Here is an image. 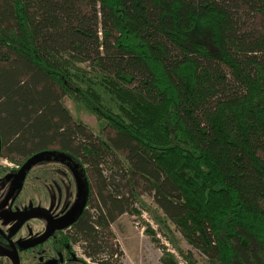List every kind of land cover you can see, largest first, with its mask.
I'll return each instance as SVG.
<instances>
[{
	"label": "trees",
	"instance_id": "16d2710c",
	"mask_svg": "<svg viewBox=\"0 0 264 264\" xmlns=\"http://www.w3.org/2000/svg\"><path fill=\"white\" fill-rule=\"evenodd\" d=\"M0 149L77 167L92 261L148 195L208 264H264V0H0Z\"/></svg>",
	"mask_w": 264,
	"mask_h": 264
},
{
	"label": "rangeland",
	"instance_id": "374dc122",
	"mask_svg": "<svg viewBox=\"0 0 264 264\" xmlns=\"http://www.w3.org/2000/svg\"><path fill=\"white\" fill-rule=\"evenodd\" d=\"M103 95L105 103L110 104L109 95ZM65 104L74 119L87 124L96 135L113 132L110 128H105L106 123L92 114L81 101L66 98ZM18 164L2 157L0 167L7 168V171L12 173L11 176L8 175L9 172L0 173V186H8L9 179L14 181L7 196V204L0 205V228L12 234L21 216L32 209L43 208L51 215L57 214L59 221H66V224L77 215L87 191L86 180L77 167L57 159L44 158L33 164L22 179ZM136 209L139 214L126 213L111 226L113 236L110 240H113V244H116L122 253L113 258V264H189L186 259L188 253L192 254L196 264H208L207 257L190 245L173 225L165 221L151 197L141 196ZM9 213L15 215L9 217ZM44 218L37 213L27 219L15 235L16 239L24 242L30 238L28 236L41 233L45 229ZM148 227L155 231L160 244L167 249L165 252L162 246L156 244L146 233ZM68 229L65 228L67 231ZM83 249L82 244H76V252L82 259L90 261V264H101L88 258ZM167 255L173 257H167L164 262L163 258Z\"/></svg>",
	"mask_w": 264,
	"mask_h": 264
},
{
	"label": "flooded vegetation",
	"instance_id": "af4514ba",
	"mask_svg": "<svg viewBox=\"0 0 264 264\" xmlns=\"http://www.w3.org/2000/svg\"><path fill=\"white\" fill-rule=\"evenodd\" d=\"M1 160L2 150L0 149V164ZM2 171L9 172L7 168L0 167V173ZM10 173L12 172L8 173L9 176H11ZM13 181L14 179H9L10 186L9 184L0 186V205L7 204V196L12 190ZM34 210H38V213L43 218L45 217V222H43L45 229L41 233L28 236L30 238L24 242L16 239L15 235L24 226V223L19 226L24 214ZM13 214L15 215V213H9V217H12ZM24 214L21 216L19 224L14 227L12 234L0 228V264H89L76 252L77 243L70 240L68 231L65 230L66 221L60 222L57 214L51 215L43 208L27 210Z\"/></svg>",
	"mask_w": 264,
	"mask_h": 264
},
{
	"label": "water",
	"instance_id": "95a60500",
	"mask_svg": "<svg viewBox=\"0 0 264 264\" xmlns=\"http://www.w3.org/2000/svg\"><path fill=\"white\" fill-rule=\"evenodd\" d=\"M45 156V154H40L37 155L35 157H33L32 159H30L26 165L24 166V168L22 169L21 174H22V179H24V176L26 174V169H29L33 164H35L36 162H38L39 160L43 159V157ZM39 211L38 210H34V211H29L28 213H26L22 220L20 221V225L21 226L23 223H25V221H27V219H29L30 217H32L34 214H37ZM51 228H52V223H51Z\"/></svg>",
	"mask_w": 264,
	"mask_h": 264
},
{
	"label": "built area",
	"instance_id": "2783aa9c",
	"mask_svg": "<svg viewBox=\"0 0 264 264\" xmlns=\"http://www.w3.org/2000/svg\"><path fill=\"white\" fill-rule=\"evenodd\" d=\"M86 261V260H85ZM86 262H88L89 264H90V261H86Z\"/></svg>",
	"mask_w": 264,
	"mask_h": 264
}]
</instances>
